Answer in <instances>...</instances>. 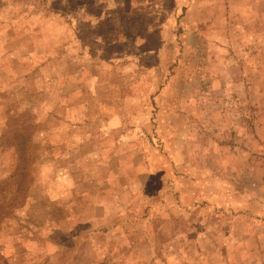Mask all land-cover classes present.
I'll use <instances>...</instances> for the list:
<instances>
[{"label": "rangeland", "instance_id": "rangeland-1", "mask_svg": "<svg viewBox=\"0 0 264 264\" xmlns=\"http://www.w3.org/2000/svg\"><path fill=\"white\" fill-rule=\"evenodd\" d=\"M0 264H264V0H0Z\"/></svg>", "mask_w": 264, "mask_h": 264}]
</instances>
